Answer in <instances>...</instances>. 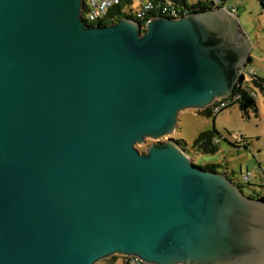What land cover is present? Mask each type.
<instances>
[{
	"label": "water",
	"instance_id": "1",
	"mask_svg": "<svg viewBox=\"0 0 264 264\" xmlns=\"http://www.w3.org/2000/svg\"><path fill=\"white\" fill-rule=\"evenodd\" d=\"M84 7L0 0V264H264V201L159 142L242 83L237 21Z\"/></svg>",
	"mask_w": 264,
	"mask_h": 264
},
{
	"label": "rangeland",
	"instance_id": "2",
	"mask_svg": "<svg viewBox=\"0 0 264 264\" xmlns=\"http://www.w3.org/2000/svg\"><path fill=\"white\" fill-rule=\"evenodd\" d=\"M191 2L192 0H188ZM213 1V0H211ZM236 4V0H231ZM238 7L233 17L244 37L250 44V61L244 68V76L264 79V0H238ZM138 0L133 1L132 12L139 7ZM130 7L125 8L127 12ZM247 89L255 94L257 111L245 114L238 104H234L217 115L205 116L199 110H184L179 113L176 130L169 137L160 139L179 140L187 150L195 165L205 163L220 164L219 172L224 173L234 184L241 187L245 195L264 196V92L252 86ZM215 130L219 136V152L214 155H198L192 150L193 141L205 131ZM156 143L146 139L136 145L140 152ZM246 146V147H245ZM249 173V181L243 182V175ZM97 264H123L121 256H112Z\"/></svg>",
	"mask_w": 264,
	"mask_h": 264
},
{
	"label": "trees",
	"instance_id": "3",
	"mask_svg": "<svg viewBox=\"0 0 264 264\" xmlns=\"http://www.w3.org/2000/svg\"><path fill=\"white\" fill-rule=\"evenodd\" d=\"M167 1H171L173 4L179 7L181 16L184 14L189 13H195L198 11H206L210 9H220L224 6L233 4L231 0H192L189 2L188 0H154L156 6H164L166 5ZM130 0H124L122 4L116 5L112 11L109 12L107 16V20L105 22H101L100 25H108L110 23H114L115 21H118L122 19L123 17H127L130 19H134L136 21H139V19L133 14L131 9H129L127 12H125V8L129 7ZM238 5L236 6L237 10ZM161 11H155L151 12L150 16H158V14ZM135 13V12H134ZM161 14V13H160ZM251 80H247L246 78L242 77L243 81L240 85L237 86L235 91L231 94L230 97L225 98L224 100H231L233 96H237L238 99L236 101L230 102L228 106L221 109V111L225 110L226 108L238 104L241 111H243L245 114H247L249 111H257L256 102H255V94H251L248 91V83L250 82L253 87L258 88L262 92H264V79L257 77L255 75L251 76ZM220 111V112H221ZM202 115L205 116H212L217 115L213 114L211 111V107L206 108L203 111H200ZM216 136H219V134L213 130V131H205L202 132L192 143V150L196 152L198 155H214L219 152V142L216 140ZM182 148H185V145L181 143L179 140H175ZM246 147V146H245ZM187 151V150H186ZM204 168L210 171L219 172L220 164H206L204 165ZM246 174H249L248 172ZM244 174L243 176H245ZM250 175V174H249ZM248 180H244L243 182H248ZM241 188V187H240ZM248 196V195H247ZM253 197V196H251ZM253 198H260L264 201V196L257 195Z\"/></svg>",
	"mask_w": 264,
	"mask_h": 264
},
{
	"label": "built area",
	"instance_id": "4",
	"mask_svg": "<svg viewBox=\"0 0 264 264\" xmlns=\"http://www.w3.org/2000/svg\"><path fill=\"white\" fill-rule=\"evenodd\" d=\"M124 0H85V14L84 19L88 24H97L101 22H105L107 20V16L110 11L116 5H120ZM134 0H130L129 7L132 10ZM140 2L139 7L135 10V16L139 19V23L141 24L142 30H145L147 22L153 17L149 14L155 11H161L159 16H167L169 18L179 17L181 16L180 9L178 6L173 4L171 1H167L164 6H156L154 0H138ZM238 0H236V4H230L220 8L222 11L226 12L230 16H235L236 14V6L238 5ZM187 15V14H184ZM183 15V16H184ZM242 77L245 78L244 69L241 70ZM231 96V95H230ZM229 96V97H230ZM225 99V98H224ZM218 100L214 104H212L211 111L213 114H218L221 109L225 108L232 101H236L238 99L237 96H233L231 100ZM249 174L243 176L244 180H248ZM123 264H148L143 262L140 258L135 256H121Z\"/></svg>",
	"mask_w": 264,
	"mask_h": 264
},
{
	"label": "crops",
	"instance_id": "5",
	"mask_svg": "<svg viewBox=\"0 0 264 264\" xmlns=\"http://www.w3.org/2000/svg\"><path fill=\"white\" fill-rule=\"evenodd\" d=\"M206 164H217V163H205V165H206ZM201 166H204V165H201Z\"/></svg>",
	"mask_w": 264,
	"mask_h": 264
}]
</instances>
